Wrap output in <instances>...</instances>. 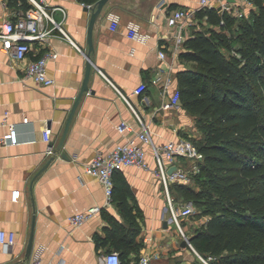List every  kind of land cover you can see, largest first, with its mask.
<instances>
[{"label": "crops", "instance_id": "crops-1", "mask_svg": "<svg viewBox=\"0 0 264 264\" xmlns=\"http://www.w3.org/2000/svg\"><path fill=\"white\" fill-rule=\"evenodd\" d=\"M44 1L83 52L55 31L47 41L31 42V52L20 61L13 50L4 49L0 39V231L17 234L16 243L9 248L0 244V264H99L102 254L116 250L114 232L111 230L108 238L106 230L111 227L110 219L126 226L129 221L117 202L112 200L110 206H104L105 188L86 172L85 166L98 152L109 153L136 137V115L116 87L149 124L156 145L191 138L196 118L181 104L170 111L162 109L166 101L163 89L152 81L163 68L173 77L170 93L179 88L177 74L187 67V62L172 51L166 17L174 8L198 9L199 0H147L149 11L141 20H126L118 11L122 0L109 1L94 27L90 90L76 109L60 153L55 152L86 75L91 11H86L84 0ZM30 5L28 0H0V33ZM252 9H256L254 3L244 7L247 14ZM112 12L122 17L117 31L110 28L108 16ZM131 20L151 34L147 44L127 36L126 25ZM50 26L45 23V27ZM50 50L59 54L48 63V73L55 84H38L26 76V66ZM161 50L166 52V59L160 57ZM142 82L148 84L145 94L134 95ZM122 121L128 122L133 131L120 133ZM12 127L18 136L14 145L3 142ZM46 128L52 129L50 144L43 139ZM53 143L54 153L49 155L47 148ZM146 149L154 165L153 149ZM53 156L54 160L44 168ZM118 174L131 187L130 204L135 206L141 223L135 242L129 249H120L122 260L127 263L150 253L158 257V264H192V251L182 246L184 240L169 220L163 186L157 177L138 167H126ZM17 189L22 191L21 197L13 202L12 192ZM93 205L102 206L101 212L81 226L70 223L71 215ZM33 226V254L26 260ZM38 249H43L41 259L34 263Z\"/></svg>", "mask_w": 264, "mask_h": 264}, {"label": "trees", "instance_id": "trees-1", "mask_svg": "<svg viewBox=\"0 0 264 264\" xmlns=\"http://www.w3.org/2000/svg\"><path fill=\"white\" fill-rule=\"evenodd\" d=\"M250 1L256 9L242 17L219 7L198 9L180 54L188 65L177 74L180 104L196 118L202 138L193 141L205 159L199 190L170 187L185 199L181 204L192 202L208 218L190 240L211 264H264V0ZM115 175L113 201L129 226L110 219L106 230L108 238L113 230L120 252L135 242L141 223L129 183Z\"/></svg>", "mask_w": 264, "mask_h": 264}, {"label": "built area", "instance_id": "built-area-1", "mask_svg": "<svg viewBox=\"0 0 264 264\" xmlns=\"http://www.w3.org/2000/svg\"><path fill=\"white\" fill-rule=\"evenodd\" d=\"M31 7L25 10L22 16L16 21H9L6 27L0 33V39L3 41V47L6 51H12L17 60L23 61L31 52V42L33 41H47L55 31H58L64 39L72 43L80 51L82 49L69 35L64 28L63 21H57L50 12L48 4L44 0H28ZM201 8L219 7L222 11H228L234 16L242 17L246 12L245 6H253L250 0H199ZM92 7L93 5H88ZM64 13L65 10L61 8ZM198 9L178 7L172 9L166 17L169 40L173 41L172 51L175 56H180L183 51L184 44L190 36V29L196 22V13ZM110 21V28L112 31H117L122 24V17L120 14L112 12L108 16ZM50 23V27H45V23ZM224 23V21H222ZM127 36L141 44H147L151 39V34L145 32L142 25L137 21H129L126 25ZM83 52V51H82ZM59 54L56 51H48L42 57L29 62L26 66V76L33 79L38 84L53 85L55 80L49 76L48 63L52 59H57ZM162 59L167 58L164 50L160 51ZM173 81L171 73L163 68L157 73L152 83L161 86L163 89L166 101L162 104V109L170 111L180 104V91L176 89L170 93V87ZM120 96L128 102L132 108L138 122V129L136 131L135 139L125 143L118 144L109 153L98 152L94 159L85 166L88 174L97 178L104 186L107 200L104 206H110L113 200L114 193V175L117 171L126 167H138L151 171L157 179L161 182L168 205L169 220L175 223L180 236L187 242V247L194 252L202 260V255L196 250L190 240V235L183 226V220L187 219L194 212V207L191 204L177 205L171 196L170 186L174 182L187 183L190 179L182 169L184 161H191L193 172L197 173L200 168L199 164L204 161L205 155L199 150L196 143L191 138H181L177 141H169L164 145H156L153 139L149 124L136 111L127 96L124 95L117 87ZM148 89V84L140 83L133 91L134 95L143 96ZM25 120L28 121V118ZM120 133L126 131H133V128L126 121H122L118 127ZM43 139L50 144L52 140V129L46 128L43 132ZM4 143L16 144L18 142L17 131L12 127L3 137ZM147 146L153 149V159L155 164L152 165L148 160ZM47 153L49 155L54 153V147L48 146ZM176 166L178 169L172 174L169 172L171 167ZM22 191L20 189L12 192V201L17 202L21 197ZM102 206L93 205L84 211L75 213L69 217L70 223L74 226H81L86 221L101 212ZM17 234L15 232L0 231V244L9 248L16 243ZM43 249H38L34 253V263L41 259ZM157 256L144 253L138 258L131 260L128 264H158ZM211 258V257H210ZM206 264H211L204 260ZM99 264H123V260L119 251H111L104 253L99 258Z\"/></svg>", "mask_w": 264, "mask_h": 264}, {"label": "rangeland", "instance_id": "rangeland-1", "mask_svg": "<svg viewBox=\"0 0 264 264\" xmlns=\"http://www.w3.org/2000/svg\"><path fill=\"white\" fill-rule=\"evenodd\" d=\"M118 11L119 13L122 14V16L126 20H129V19L141 20L144 16L148 14L149 5L147 4V0H122L120 5L118 6ZM196 126L197 127L194 133H190V137L195 140H201L202 134L197 124ZM193 166L194 164L191 161H184L182 165V169H183V172L188 177H190V179L187 183L185 182H174V183L188 185V186L194 187L196 190H199L200 187L199 185H197V176L199 172L194 173L192 170ZM161 192L163 193L165 202L167 203L166 195L162 188H161ZM170 192H171L172 198L175 200L177 205H181V202L185 201V199L183 198H178L179 197L178 194L173 190L172 187H170ZM186 202L188 204H191L194 207V212L192 213V215L188 217L187 219L183 220L185 224L184 227H185L186 232L188 233V235H191L197 228L201 227L207 221L208 218L198 215L199 212L192 202L190 201H186ZM192 254H193L192 257L194 258L192 264H194L195 262L205 263L204 260L210 263L214 261L212 258H205L203 256L202 257L204 260L198 259V257L196 256L194 252H192Z\"/></svg>", "mask_w": 264, "mask_h": 264}, {"label": "water", "instance_id": "water-1", "mask_svg": "<svg viewBox=\"0 0 264 264\" xmlns=\"http://www.w3.org/2000/svg\"><path fill=\"white\" fill-rule=\"evenodd\" d=\"M109 1L110 0H99L97 2L96 6H92V7L86 6V11H88V12L91 11V18H90L89 26H88L89 50L86 53L87 58H88L86 75H85V79H84L80 94L78 95V97L76 99L74 107H73V109H72V111L70 113V116L68 118V121L66 123V127H65V130H64V133H63L62 141L59 144V146H58V148H57L55 153H60L61 152V150L63 148V145H64V142H65V139H66V136H67L69 128H70L71 121H72L73 116H74V114L76 112V109H77V107H78V105H79L84 93H86V92H88L90 90L89 81H90V77H91V73H92V69H93V63L91 61V53L94 50V42H93L94 27H95L97 18L102 14L104 8L109 3ZM231 1L235 2V0H231ZM51 146H54V143L51 144ZM53 160H54V156L50 159V161L47 163V165L44 168H47L51 164V162ZM177 169L178 168L176 166L171 167L169 172L172 174ZM182 246L186 247L187 246V242L183 241ZM33 249H34V226H33L32 234H31V237H30V240H29V244H28V247H27V250H26V255H25L26 260H30L32 254H33Z\"/></svg>", "mask_w": 264, "mask_h": 264}]
</instances>
